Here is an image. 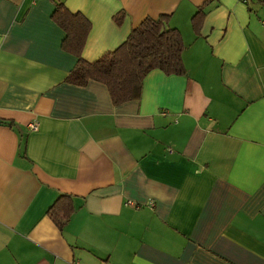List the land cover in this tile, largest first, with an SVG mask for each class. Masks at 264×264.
<instances>
[{"label":"crops","instance_id":"obj_1","mask_svg":"<svg viewBox=\"0 0 264 264\" xmlns=\"http://www.w3.org/2000/svg\"><path fill=\"white\" fill-rule=\"evenodd\" d=\"M62 1L90 62L170 15L187 73L115 104L67 81L53 0H0V264H264V0H212L198 30L206 0Z\"/></svg>","mask_w":264,"mask_h":264},{"label":"trees","instance_id":"obj_2","mask_svg":"<svg viewBox=\"0 0 264 264\" xmlns=\"http://www.w3.org/2000/svg\"><path fill=\"white\" fill-rule=\"evenodd\" d=\"M53 20L66 33L62 47L78 60L67 81L85 86L90 81L105 84L115 104L141 97L147 74L160 69L167 75H186L183 62L185 43L181 32L169 25L170 15L147 17L132 30L127 40L114 51L90 62L82 57L92 28L91 21L81 12H72L62 0H53ZM212 0H206L193 18L195 29L202 22L205 10ZM124 14L115 16L118 24ZM75 212L70 196H62L48 211L49 216L63 230Z\"/></svg>","mask_w":264,"mask_h":264},{"label":"built area","instance_id":"obj_3","mask_svg":"<svg viewBox=\"0 0 264 264\" xmlns=\"http://www.w3.org/2000/svg\"><path fill=\"white\" fill-rule=\"evenodd\" d=\"M31 128L34 130V129L37 128V126H36L35 124H32V125H31Z\"/></svg>","mask_w":264,"mask_h":264}]
</instances>
